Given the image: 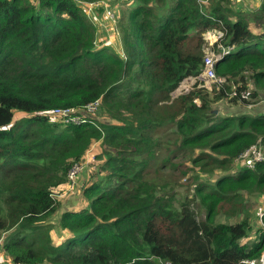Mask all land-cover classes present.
I'll list each match as a JSON object with an SVG mask.
<instances>
[{
	"label": "trees",
	"instance_id": "16d2710c",
	"mask_svg": "<svg viewBox=\"0 0 264 264\" xmlns=\"http://www.w3.org/2000/svg\"><path fill=\"white\" fill-rule=\"evenodd\" d=\"M93 1L0 0V264H240L259 256L264 215L258 239L246 242L244 207L250 196L264 200V160L253 168L236 160L264 137V112L221 116L214 105L227 98L248 107L264 94V0L255 30L223 0H133L117 15L118 51L95 42L82 10ZM212 27L235 46L214 67L232 83L194 84L171 98L201 70V33ZM97 99L105 120L52 113ZM95 142L100 162L81 184L84 204L59 213L54 189ZM186 161L218 173L207 170L180 194L165 168ZM226 203L229 215H244L217 222ZM55 223L74 236L55 243Z\"/></svg>",
	"mask_w": 264,
	"mask_h": 264
},
{
	"label": "rangeland",
	"instance_id": "374dc122",
	"mask_svg": "<svg viewBox=\"0 0 264 264\" xmlns=\"http://www.w3.org/2000/svg\"><path fill=\"white\" fill-rule=\"evenodd\" d=\"M117 1L119 0H98V1H93L91 3L82 4L83 6L82 10L85 12L87 17L94 23V26H95L94 33H95L96 44L98 46L107 45L110 48L114 49L115 51H118L120 48V43H119L120 41H119L118 28H117V23H118L117 15L120 13V11L122 13L124 12L123 8H132L131 5L129 7V5H125L122 2L121 4H118L116 8H114V6H116L115 4ZM213 1L214 0H209L207 4ZM127 3L132 4L133 0H128ZM201 3L202 5L206 6V3L204 2H201ZM223 3L230 5L232 7V10L233 9L238 10L250 22L249 27L251 28V30L256 29V27L253 25V22H254L253 14L257 11L261 3V0H228V2L223 0ZM202 45H203V39H202ZM185 78H190V77L187 76ZM232 80L233 79H230L229 81H225V78H224V80L219 83L231 84ZM219 83L212 84L211 89L207 88V90H212V89L218 90ZM194 84H198V82L193 81L192 83L189 84V87L186 90L178 89L175 92L176 94L175 93L172 94L171 98H174L176 95H178V93H185L191 90ZM198 87H204V82L202 81L201 85H198ZM248 88L249 89L252 88L251 83L248 84ZM97 105H99V99H97ZM257 108L259 110L258 111L259 113L264 112V94H260L259 99L253 102L252 106H248V107L243 106L238 103H229L227 101V98H222L221 100L216 102L214 105V109L219 110L220 113H223V114H236L238 112H242L246 114H253L255 112V109ZM15 115L16 117H19L20 113L16 112ZM81 115L88 116L90 118L97 119V120L106 119V117L102 115L100 109L98 108V106L96 107V105H93V107H88L87 110L84 108H81L78 110L67 111L65 112L64 117L60 116V118L63 121H65L66 118H69L68 121H76L79 118H81L80 117ZM52 119H55V118H52ZM259 143L264 149V137L261 140H259ZM100 151L101 150H100L98 143L95 142L90 147V149L87 151L85 159L83 161L74 162L71 164L72 167L75 165H78L79 169L81 170L84 169V171L81 174H79L77 178L75 176H73V178H70L68 176V172H69V169H68V172L66 175L67 179L65 180V182L61 183L54 189L53 193L55 194V196L57 195L55 198V204H59V207H58L59 213L63 212L64 210H72L73 212H79V209H80L79 206H82V204H84L86 200L85 197L81 193V188H80L81 184L85 183V179L87 178L86 174L88 172V169L93 168L95 166H96L95 169L97 168L100 160L94 158V155L97 153H100ZM236 163L241 164L238 158L236 160ZM209 167L210 165L203 166L202 167L203 172H202L200 171L201 169L199 167L192 165L191 162L186 161V163L178 165V168H179L178 171H172V170H169V168H165L168 181L166 178H163V181L159 177L157 178L160 183H163L165 181L171 182V183L174 182L173 184H170V186L174 187V189L180 192V194H183L187 189H189V187H187L189 182L191 184L195 180H198V181L206 180V178L204 177V172H206L207 170L212 172L210 176H213L214 173L215 175L218 173V170L215 167H213L212 169ZM95 169H89V174ZM80 171L78 173H80ZM230 173H233V171H230ZM191 185L194 186V184H191ZM58 200H59V203H58ZM245 201L246 202H245L244 208L246 209V212L250 215L249 221L252 226L249 232V235L245 238V241L251 243L258 239V235H257L258 228L261 226V223L258 220V212L256 211H257L258 205L264 202V200L257 201L255 197L250 196V198L249 197L246 198ZM192 206L194 210H196L199 217H202L204 215L200 205L199 206L196 205L195 202L193 201ZM229 208H230L229 203H226L223 205V207L220 209V212L216 216L217 222L233 223V222L238 221L244 215L245 211L237 215H233V214L229 215L228 213ZM49 218H50L49 223L52 224L54 222V218L52 215L49 216ZM57 219H58V215H57ZM6 235H7V232H4L0 240V259L6 258V256L3 255L2 248H1V244L5 240ZM50 235H52V238L55 243H61L65 235L74 236V234H70V233L64 234V231L61 230L59 227H57L56 223H55V226L52 228ZM261 253H264V250H262ZM1 261H4V260L1 259ZM44 264H49V263H44Z\"/></svg>",
	"mask_w": 264,
	"mask_h": 264
},
{
	"label": "built area",
	"instance_id": "2783aa9c",
	"mask_svg": "<svg viewBox=\"0 0 264 264\" xmlns=\"http://www.w3.org/2000/svg\"><path fill=\"white\" fill-rule=\"evenodd\" d=\"M200 1L207 3V0H200ZM88 3H91V2H88ZM223 34H224V30L218 27H212L201 33V37L203 39L202 50L204 53V64L198 73H196L195 75H189L188 77L190 78H184L182 81H180L178 86L170 92L171 96L178 89L186 90L189 87V84L192 83L193 81L198 82L197 86L201 85L203 81L204 87H206V89L207 88L211 89L212 84H218L219 82L224 80L223 76H218L215 74L214 67H215V64L219 60L224 58L225 55L229 54V52H231L235 46L224 44L222 42ZM93 105H96L97 107V100L94 102L88 103L85 109L87 110L88 107H93ZM70 110L71 109H57L56 108L52 110V113L62 116L65 114V112L70 111ZM76 121H79V119ZM238 160L242 165L246 166L247 168H253L257 161H263L264 160V149L260 145L259 140H257L255 143L246 147L238 155ZM80 170L81 169H79L78 165H75L73 167L71 166L69 168L68 176L70 178H73V176L76 177V174ZM256 212H258L259 222L263 224L262 217L264 215V206H258ZM6 264H11V263H6ZM17 264H21V263H17ZM240 264H264V253H261L257 257L244 258L240 261Z\"/></svg>",
	"mask_w": 264,
	"mask_h": 264
},
{
	"label": "crops",
	"instance_id": "0c3cea01",
	"mask_svg": "<svg viewBox=\"0 0 264 264\" xmlns=\"http://www.w3.org/2000/svg\"><path fill=\"white\" fill-rule=\"evenodd\" d=\"M127 5L129 4V3H126ZM134 4V3H133ZM98 46V45H97ZM252 106V105H251ZM214 111H216V110H214ZM259 110H258V108L257 109H255V112L252 114V115H257V114H259V112H258ZM221 116H226V114H220Z\"/></svg>",
	"mask_w": 264,
	"mask_h": 264
}]
</instances>
